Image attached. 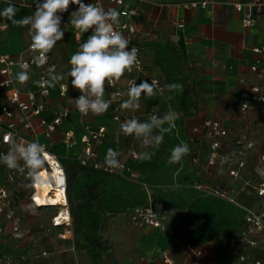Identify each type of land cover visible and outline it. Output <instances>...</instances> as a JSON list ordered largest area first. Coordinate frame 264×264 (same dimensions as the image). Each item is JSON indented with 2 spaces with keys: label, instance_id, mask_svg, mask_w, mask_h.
<instances>
[{
  "label": "built area",
  "instance_id": "2783aa9c",
  "mask_svg": "<svg viewBox=\"0 0 264 264\" xmlns=\"http://www.w3.org/2000/svg\"><path fill=\"white\" fill-rule=\"evenodd\" d=\"M89 2L120 11L122 23L119 30L130 41V47L135 46L139 49L138 63L133 70L130 73L126 72L114 86L107 87L111 95L126 91L131 82L156 80L157 96L167 100L168 93L164 88L166 84L163 78L150 72L151 66L148 63L144 41L150 39L151 33L145 31L142 22L143 0H85V3ZM210 3V0L189 1L184 3L183 7L205 8ZM21 4L35 8L32 0H21ZM231 4L236 11L243 13L244 28L258 23H262L264 27V0L248 2L232 0ZM76 7V5H70L69 11L63 14L65 25L68 23L70 13L76 10ZM185 25V19L178 16L172 21L175 30H183ZM0 28L5 30L7 26ZM72 29L76 48H79L90 33H78L69 23L65 36ZM177 40L178 36L175 34L173 41ZM252 51L256 54V58L250 65L248 73L238 78L240 88L232 110L217 118L200 117L198 122L191 126L186 136L187 144L191 149L187 159L194 174L189 186L206 197L226 200L245 211L242 224L236 234L227 239L230 255L238 264H264V178L255 171L258 165L264 167V45L255 47ZM33 56L30 45L17 55L0 54V155L6 154L9 150V144L5 142L6 134H11L10 138L17 141L20 139L32 141L21 133L17 123L18 113L23 119L25 130L35 138L43 136L44 140L40 142L46 145L48 153L46 167L42 170L50 177L46 185V194L43 193L42 186L25 187L30 183L26 172L22 174L17 170H10L0 163V236L20 242L27 241L33 235L23 213L26 202L36 211L43 209L54 211L49 228L63 227L70 230L72 227L65 166L60 157L50 151L53 136L71 117L72 112L66 106L53 112L51 119L44 116L52 111L50 98L53 89L42 82L48 78V67L55 66L57 73L60 67L53 51L48 54L49 59L43 66L38 67L33 63ZM21 63H27L30 74H34L35 77L34 87L25 93L20 90L15 80L17 70L21 71ZM66 79H71L67 76V72L60 84L68 85V90L61 88L60 84L56 86L59 98L65 101L70 91ZM36 81L41 83L37 84ZM124 99L123 96L114 97L113 95L111 99L112 121L119 130L120 123L125 119L132 117L139 119L136 115L121 112L120 104ZM170 109L174 111L173 107L168 105L165 113ZM77 112L81 118L87 116L78 110ZM165 113L151 108L148 118L150 119L153 115L163 116ZM82 130V134L79 135L76 130L70 129L62 137V143L67 148L80 146L82 152L77 161L81 164L93 163L96 169L128 179L129 174L134 172L129 168V162L143 163L144 160L139 158L142 153L140 149V146H143L142 140L134 135L123 134L130 140V146L123 151L116 149L120 153L119 159L122 166L116 170L109 169L99 160L101 147L108 138V128L104 125L95 128L83 122ZM225 155L229 156V160L221 165V158ZM179 164L182 165V161ZM221 167L222 171H220ZM142 186L151 194L146 183H142ZM176 213H178L176 210L160 211L150 201L148 207L130 210L128 215L130 222L135 226L167 231L169 217ZM183 237L187 260L202 257L203 250L194 243L193 238L185 233ZM40 256L48 257V253L43 252ZM35 258H39V255ZM163 258L165 264H177L168 255H164ZM20 259L24 261L27 256L22 255ZM9 260L8 257H0V264H6Z\"/></svg>",
  "mask_w": 264,
  "mask_h": 264
},
{
  "label": "crops",
  "instance_id": "0c3cea01",
  "mask_svg": "<svg viewBox=\"0 0 264 264\" xmlns=\"http://www.w3.org/2000/svg\"><path fill=\"white\" fill-rule=\"evenodd\" d=\"M189 1L202 0H143L142 4L144 10L142 22L145 31L151 33L150 41L164 43L167 40L173 41L175 34L178 36V40L173 42L178 46L179 55L183 59V74L188 78L192 98L188 103L191 115L185 118L184 123L185 136L189 134L191 126L197 123L200 117L217 118L232 110L240 88L238 78L248 73L250 65L256 58L252 49L264 45L263 24L258 23L252 27L244 28L243 13L235 10L231 4L232 0H210V5L205 8H184L183 4ZM242 1L248 2L249 0ZM9 2L19 8L17 19L31 15L35 11V8L26 7L10 0H0V10H3ZM176 16L185 19L186 25L183 30L173 28L172 21ZM1 26H7V28L5 30L0 28V54H19L24 49L21 32L27 27L18 28L4 18H2ZM77 50L73 29L66 34L62 41L57 42L52 50L60 67L59 73H63L64 77L71 67L70 57ZM146 55L151 66L150 72L162 77L165 81L161 67L154 64V53L149 50V47L146 49ZM18 72L19 70L16 74ZM30 75L31 79L26 84L21 85L17 82L18 87L24 93L34 87L35 77L34 74ZM123 81L125 82V79ZM66 82L70 88L68 99L65 101L59 98L58 88H54L50 98L52 111L46 113V116L53 117V112L66 106L71 109L72 113L71 117L53 136L50 151L59 156L63 164L76 162L82 152L80 146L67 148L62 143V137L70 129L76 130L79 135L82 134L83 122L95 128L106 126L108 128L106 141L114 143L117 150L123 151L128 148L130 140L112 121L113 107L110 105L108 111L103 115L96 116L89 113L86 117L81 118L74 103V99L78 98L81 93L72 87L71 79H66ZM124 98L126 99V97ZM105 99H112L111 91L107 88ZM168 105H171L176 111L177 107L171 103L170 95H167V100L157 95L152 98L142 96L141 107L138 110H124L121 107L120 109L123 113L138 116L143 122L150 120L148 112L151 108L165 113ZM179 114L182 115L181 112ZM17 123L21 133L29 139L44 140L42 135L35 138L24 129L23 119L19 113ZM140 149L141 152H154L152 148L144 146H140ZM155 156L151 160H144L143 164L147 168L154 169ZM129 175H134L136 180L142 179L143 181L147 177L138 172ZM28 206L29 204L26 202L23 206V213L26 223L34 232L33 235L23 242L0 236V257L10 258L6 264H45V260L50 259V253L55 247L54 233H58L61 237L59 238L60 243L67 247L63 250L62 264H90L84 243L75 241L70 230L63 227L49 228L51 226V210L43 209L32 212ZM184 213L181 211L169 217L167 231L135 226L130 222L128 213L118 214L108 219L104 236L115 247L121 264H165L164 255L174 259L177 264H238L231 257L225 238H218L200 246L203 256L188 261L182 234L185 227ZM29 250L34 252L30 254L33 255V263L28 261L29 258L24 261L20 259L22 255L28 256ZM43 252H47L49 257H41ZM36 255H39V258H35Z\"/></svg>",
  "mask_w": 264,
  "mask_h": 264
},
{
  "label": "clouds",
  "instance_id": "9594fccd",
  "mask_svg": "<svg viewBox=\"0 0 264 264\" xmlns=\"http://www.w3.org/2000/svg\"><path fill=\"white\" fill-rule=\"evenodd\" d=\"M35 11L17 19L19 8L9 2L0 17L11 21L18 28H28L31 37L30 48L34 53L32 62L38 67L43 66L49 59L57 42L62 41L65 31L70 23L78 33H90L84 43L79 45L69 60L70 70L67 76L71 78V85L81 93L74 99L75 107L83 114L89 113L99 116L105 114L111 100L105 99V91L109 86H114L126 72H131L138 63L139 49L129 46L130 41L119 30L122 23L121 13L116 8H104L96 3H85V0H32ZM70 5H76V10L69 16L67 25L64 23L63 14L69 11ZM21 71L16 74L17 82L26 84L31 75L27 63L20 64ZM48 78L42 83L48 88H56L64 80L63 73H57L55 66L47 68ZM40 84L41 81H36ZM61 88L68 90V85L60 84ZM170 92H182L183 85L174 83L164 86ZM163 91V89H159ZM157 81L142 80L140 83L131 82L124 92L112 93L126 99L120 104L121 109L136 111L141 107L142 96L152 98L157 95ZM180 114L169 110L163 116L153 115L150 120L140 121L132 117L120 123V130L126 136L134 135L143 142L146 148L159 149L164 141L165 134L171 133L176 127ZM6 134L5 142L9 144L6 154L0 155V163L10 170H17L27 174L30 183L25 187L31 188L42 182V170L46 167L48 153L46 145L38 139L27 141L10 138ZM187 143L177 144L167 160L169 165L177 164L190 154ZM155 155L153 151L140 153L141 160H151ZM120 153L113 148H108L104 163L112 170L119 169ZM229 160L225 155L221 158V165ZM222 171V167L220 169ZM256 173L264 178V167L257 166ZM29 210L35 209L29 205Z\"/></svg>",
  "mask_w": 264,
  "mask_h": 264
},
{
  "label": "trees",
  "instance_id": "16d2710c",
  "mask_svg": "<svg viewBox=\"0 0 264 264\" xmlns=\"http://www.w3.org/2000/svg\"><path fill=\"white\" fill-rule=\"evenodd\" d=\"M10 1L21 3V0ZM21 37L24 48L28 47L31 44L28 28L22 30ZM144 46L154 53V64L161 67L165 84L183 85L182 92L167 90L171 103L182 115L176 121L175 129L165 134L159 149H153L156 155L154 169L147 168L143 163L129 162L132 171L147 176L145 181L136 182L108 174L96 169L93 163L83 165L76 161L64 164L72 217L70 231L75 241L84 243L90 264H121L115 247L104 236L107 221L112 216L148 207L150 201L160 211H184L183 234L190 235L198 246L218 238L233 237L245 216V211L236 205L219 198L206 197L190 187L194 174L187 156L182 159V165L167 163L171 150L181 142L187 143L184 123L185 118L191 115L188 106L192 100L189 81L183 74L184 63L179 48L172 40L164 43L144 41ZM108 148L116 150V145L105 141L101 147V162H104ZM142 183H146L151 194L143 188Z\"/></svg>",
  "mask_w": 264,
  "mask_h": 264
},
{
  "label": "rangeland",
  "instance_id": "374dc122",
  "mask_svg": "<svg viewBox=\"0 0 264 264\" xmlns=\"http://www.w3.org/2000/svg\"><path fill=\"white\" fill-rule=\"evenodd\" d=\"M6 51L9 52V50H6ZM176 111L179 113V110L177 108H176ZM62 154H63V152H62ZM133 176L134 175H131L128 179L136 181V182H141L142 181V179L136 180ZM45 211H49V210H45ZM51 212H52V215H53L54 211L51 210ZM49 214H50V212H49ZM49 214H47V215H49ZM31 231H32V233H34L32 229H31ZM63 233H65V231H63ZM53 237L55 239V243H54L55 247L52 249V252L50 253V259L49 260H45V264H62V261H63L62 260V258H63V250L67 249V247L64 244L60 243V239L59 238H61V237H59L58 233H54ZM29 252H30V250H29ZM31 253H34V252L27 253V255H28L27 258H29L28 259L29 262L33 263L34 259H33V255H30ZM48 257H49V255H48Z\"/></svg>",
  "mask_w": 264,
  "mask_h": 264
},
{
  "label": "bare ground",
  "instance_id": "6f19581e",
  "mask_svg": "<svg viewBox=\"0 0 264 264\" xmlns=\"http://www.w3.org/2000/svg\"><path fill=\"white\" fill-rule=\"evenodd\" d=\"M54 177H55V178L57 177V176H56V172H55V174H54ZM48 181H50V177H49L48 173L45 172V171L42 172V182H41L38 186H39V187L42 186V188H43V193H44V194H46V192H47V187H46V185H47Z\"/></svg>",
  "mask_w": 264,
  "mask_h": 264
}]
</instances>
